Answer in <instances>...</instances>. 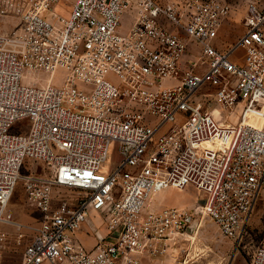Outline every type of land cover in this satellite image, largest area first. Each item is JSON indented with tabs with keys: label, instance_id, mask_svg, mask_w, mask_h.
<instances>
[{
	"label": "built area",
	"instance_id": "built-area-1",
	"mask_svg": "<svg viewBox=\"0 0 264 264\" xmlns=\"http://www.w3.org/2000/svg\"><path fill=\"white\" fill-rule=\"evenodd\" d=\"M61 1H20L18 26L0 35V227L21 182L42 215L22 264H149L197 225L195 209H149L170 187H194L222 234L241 239L264 197V122H249L264 118V0H245L228 51L227 0H73L68 15ZM206 83L221 118H238L230 146L213 145L222 120L195 99ZM92 212L108 233L88 248L77 235ZM250 264H264V244Z\"/></svg>",
	"mask_w": 264,
	"mask_h": 264
},
{
	"label": "rangeland",
	"instance_id": "rangeland-1",
	"mask_svg": "<svg viewBox=\"0 0 264 264\" xmlns=\"http://www.w3.org/2000/svg\"><path fill=\"white\" fill-rule=\"evenodd\" d=\"M4 1L8 4L9 11L0 16V35L8 36L19 24V17L14 11V6L22 0ZM177 1L179 6L185 9L192 0ZM227 1L232 4L233 10L224 23L227 30L221 36V50L223 51L230 50L243 35L247 13L245 0ZM72 2L73 0L61 1L56 11L60 14L68 15ZM193 48L195 52L190 58L198 61L199 64L202 63L200 61L201 55L199 49ZM244 54L243 49H238L232 55V60L240 63ZM203 67L205 65H199L200 70ZM62 75L59 72L56 80H61ZM168 83L171 84L173 81H169ZM217 89V87L210 83H206L196 93L195 99L204 105L203 108L206 111L214 113L218 119L222 120V133L212 142L217 148H222L223 145L230 146L235 134L234 124L238 122V118L235 115L229 114L228 119L225 121L224 118L225 115H228V111H221V107L218 105L215 97ZM221 114L224 118H221ZM251 120L254 123H261L264 118L258 115L251 118ZM27 124V120L21 121L13 129L16 131L23 130ZM26 172L27 169L24 168L23 173ZM60 193L63 196H72L73 194L72 191L66 189H61ZM199 197L200 193L194 187L188 186L183 190L170 187L152 198L149 209L157 210L163 207L191 208L195 209L198 214L197 225L191 232L182 237L179 245H174L167 249L165 253L158 254L149 259V264H250L255 250L264 244V197H260L257 201L242 237L238 240L224 236L218 225L203 212L204 209H201L198 203H195L194 207L185 206L195 199L197 201ZM6 217L9 222L0 227V246L3 250L5 264H22L24 254L33 241L36 235V228L39 226L42 218L41 213L28 204L23 182L19 183L15 190L8 205ZM98 231L101 236H104L108 233V228L106 224H103L99 215L96 212H92L88 224L80 232L93 238L96 237V241H98Z\"/></svg>",
	"mask_w": 264,
	"mask_h": 264
},
{
	"label": "crops",
	"instance_id": "crops-1",
	"mask_svg": "<svg viewBox=\"0 0 264 264\" xmlns=\"http://www.w3.org/2000/svg\"><path fill=\"white\" fill-rule=\"evenodd\" d=\"M132 21H131V19L129 18V17H126L125 18V26L126 27H124L125 29H127L128 27H129V25H130V23H131ZM226 27H225V25L223 26V28H222V31H221V36L223 35V33L224 32H226ZM197 201H198V199H197ZM197 201H196V199L195 200H193V201H191L190 203H188L187 205H185V206H187V207H194L195 206V203H197ZM94 227V226H93ZM78 238L84 243V245L86 246H88V248H92V246H94V243L95 242H97L96 240H97V238L96 237H90V236H88V235H86L85 233H81V232H79L78 233ZM96 244V243H95ZM86 246V247H87Z\"/></svg>",
	"mask_w": 264,
	"mask_h": 264
},
{
	"label": "bare ground",
	"instance_id": "bare-ground-1",
	"mask_svg": "<svg viewBox=\"0 0 264 264\" xmlns=\"http://www.w3.org/2000/svg\"><path fill=\"white\" fill-rule=\"evenodd\" d=\"M204 106V105H203ZM255 116H258L257 114H255V113H253L251 116H250V118H249V122L251 123V124H253L254 126H256V127H259V128H261V127H263V122H264V120H262L261 121V123H254V122H252V120H251V118H253V117H255ZM210 144H212V143H210V142H206V143H204L202 146H208V145H210ZM11 202V201H10ZM201 209H204L203 207H201V206H199Z\"/></svg>",
	"mask_w": 264,
	"mask_h": 264
},
{
	"label": "water",
	"instance_id": "water-1",
	"mask_svg": "<svg viewBox=\"0 0 264 264\" xmlns=\"http://www.w3.org/2000/svg\"><path fill=\"white\" fill-rule=\"evenodd\" d=\"M201 204L204 205V204H205V200H202V201H201Z\"/></svg>",
	"mask_w": 264,
	"mask_h": 264
}]
</instances>
